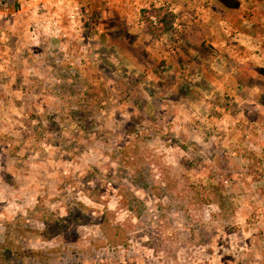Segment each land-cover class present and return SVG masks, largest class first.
I'll return each mask as SVG.
<instances>
[{
    "label": "rangeland",
    "instance_id": "374dc122",
    "mask_svg": "<svg viewBox=\"0 0 264 264\" xmlns=\"http://www.w3.org/2000/svg\"><path fill=\"white\" fill-rule=\"evenodd\" d=\"M194 1L0 0V264H264V0Z\"/></svg>",
    "mask_w": 264,
    "mask_h": 264
},
{
    "label": "crops",
    "instance_id": "0c3cea01",
    "mask_svg": "<svg viewBox=\"0 0 264 264\" xmlns=\"http://www.w3.org/2000/svg\"><path fill=\"white\" fill-rule=\"evenodd\" d=\"M226 0H218L216 3H212V11H211V15H210V18H207L206 19V22L208 23V24H211V34H212V36L214 37V38H222L223 37V34L224 33H226V34H224V36L227 38V36H228V34H227V29H225V31H224V29L223 30H221V29H217V26H221V24L222 23H227V22H229V21H227V12L225 11V9L227 8V4H226V2H225ZM190 2L191 3H196V1H194V0H190ZM170 3V8L173 10V13L178 17V16H181L182 17V20H179L178 18L176 19L177 21L179 20V22H180V24H183L185 27H187V26H189L190 25V23H193L194 22V18H192V17H184L183 15H182V13H183V5L180 3H174V4H172L171 5V2H169ZM189 5H191V4H189ZM224 6V7H223ZM229 7L231 8V7H233V4L230 2L229 3ZM234 8V7H233ZM195 9H196V12L197 13H200L201 12V8L199 7H195ZM202 13V12H201ZM192 15H194V14H192ZM199 20H200V18H199ZM182 21V22H181ZM199 21H196V23L194 22V25L193 26H195V27H199V23H201V22H199ZM199 24V25H198ZM212 25H217V26H212ZM201 26V25H200ZM210 26V25H209ZM226 28H228V27H226ZM197 32H198V34L200 33V32H204L203 31V28H199L198 30H197ZM190 32H188L187 34L189 35L188 37L190 38V34H189ZM197 34V35H198ZM188 38V39H189Z\"/></svg>",
    "mask_w": 264,
    "mask_h": 264
},
{
    "label": "built area",
    "instance_id": "2783aa9c",
    "mask_svg": "<svg viewBox=\"0 0 264 264\" xmlns=\"http://www.w3.org/2000/svg\"><path fill=\"white\" fill-rule=\"evenodd\" d=\"M103 2L108 7L128 11L129 19L138 23H141L140 19L143 14L153 9H169L173 12L170 8L169 0H103ZM151 19L157 24L158 20L156 17Z\"/></svg>",
    "mask_w": 264,
    "mask_h": 264
},
{
    "label": "trees",
    "instance_id": "16d2710c",
    "mask_svg": "<svg viewBox=\"0 0 264 264\" xmlns=\"http://www.w3.org/2000/svg\"><path fill=\"white\" fill-rule=\"evenodd\" d=\"M152 17L157 18V24L152 21ZM175 20L176 15L169 9H153L147 12L145 15V22L149 31L152 34L160 37L174 32ZM220 193H222V198L221 201L219 200V206L221 209H224L226 208L229 199L227 198V196H225V193L223 194V191Z\"/></svg>",
    "mask_w": 264,
    "mask_h": 264
},
{
    "label": "flooded vegetation",
    "instance_id": "af4514ba",
    "mask_svg": "<svg viewBox=\"0 0 264 264\" xmlns=\"http://www.w3.org/2000/svg\"><path fill=\"white\" fill-rule=\"evenodd\" d=\"M6 253L9 254V252L6 251ZM13 260H17L15 256L12 257ZM16 264H25V261L24 260H17V263Z\"/></svg>",
    "mask_w": 264,
    "mask_h": 264
}]
</instances>
